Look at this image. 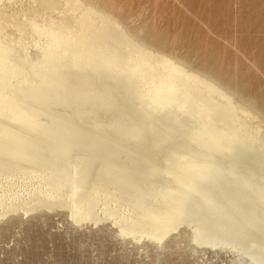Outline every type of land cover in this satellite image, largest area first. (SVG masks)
Returning a JSON list of instances; mask_svg holds the SVG:
<instances>
[{
  "label": "bare ground",
  "instance_id": "obj_1",
  "mask_svg": "<svg viewBox=\"0 0 264 264\" xmlns=\"http://www.w3.org/2000/svg\"><path fill=\"white\" fill-rule=\"evenodd\" d=\"M184 49L124 0H0V221L264 264V104Z\"/></svg>",
  "mask_w": 264,
  "mask_h": 264
},
{
  "label": "rangeland",
  "instance_id": "obj_2",
  "mask_svg": "<svg viewBox=\"0 0 264 264\" xmlns=\"http://www.w3.org/2000/svg\"><path fill=\"white\" fill-rule=\"evenodd\" d=\"M124 1L138 23L264 104V0ZM153 249L151 243L122 242L107 227L74 230L65 213L0 221V264H155ZM184 259L183 264H232L225 256Z\"/></svg>",
  "mask_w": 264,
  "mask_h": 264
}]
</instances>
